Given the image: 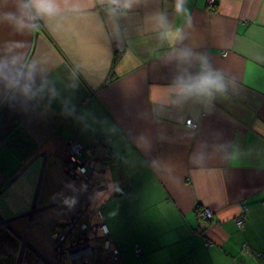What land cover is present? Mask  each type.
I'll use <instances>...</instances> for the list:
<instances>
[{"label": "crops", "instance_id": "obj_1", "mask_svg": "<svg viewBox=\"0 0 264 264\" xmlns=\"http://www.w3.org/2000/svg\"><path fill=\"white\" fill-rule=\"evenodd\" d=\"M59 2L0 107V264L52 261L70 139L110 157L100 264H264V0ZM209 70L222 89L196 87Z\"/></svg>", "mask_w": 264, "mask_h": 264}, {"label": "built area", "instance_id": "obj_2", "mask_svg": "<svg viewBox=\"0 0 264 264\" xmlns=\"http://www.w3.org/2000/svg\"><path fill=\"white\" fill-rule=\"evenodd\" d=\"M210 4H213V0H210ZM117 50H119V47H117ZM192 123L195 125L192 128H196L197 124L193 122L192 120L187 121V125L190 126ZM69 147L70 148L68 151L71 153L70 157H73L75 161H72L73 159L68 160L64 163V167H66V170L68 169L67 173L72 175L73 178L76 179H83L87 180L88 184H90V180L92 179V172H95L96 170L93 171V168L89 165L90 160H87L89 158H86L84 156V148L82 145L77 146L75 143H71L68 141ZM80 147V149L76 148ZM99 156L97 158V163L99 165L98 170L102 167L103 160L106 159V156L103 155V151L99 150ZM84 156V158H83ZM78 167H81L79 170ZM88 168L90 172L88 171ZM74 173V174H73ZM102 173V171H101ZM100 179V183H105V180H103V176L98 177ZM108 184H106L107 186ZM97 202V200L95 201ZM100 210V208H99ZM205 211L200 212L199 217L202 218V216L208 218V220H213V214H210L207 209ZM247 209H243V212L246 211ZM101 211V210H100ZM81 215L78 217H72L68 222H66L58 231L55 232V238L56 242L58 243V249L62 251L64 248L69 254V257L74 259L72 264H93L92 261H89L92 256L88 252L89 250L93 253L91 254H97L98 252L106 249H109L108 251L105 252L106 257H112L111 259L117 260L120 251L115 248H111V237H104L103 234H98L97 231H94L95 228H101L105 233L109 232V228L107 224L103 221L101 224H98V222L94 223V220L92 217V214L95 212L94 210H91L87 212L86 214L83 211ZM102 212V211H101ZM90 213L89 216L87 214ZM100 214V213H98ZM85 215V216H84ZM205 219V218H202ZM207 220V219H205ZM94 223V224H93ZM238 227H243L244 222L239 219L238 220ZM100 239L105 240V244H98L97 242ZM138 251L139 248L137 249ZM247 252H249L248 249H246ZM90 256V258H88Z\"/></svg>", "mask_w": 264, "mask_h": 264}, {"label": "water", "instance_id": "obj_3", "mask_svg": "<svg viewBox=\"0 0 264 264\" xmlns=\"http://www.w3.org/2000/svg\"><path fill=\"white\" fill-rule=\"evenodd\" d=\"M41 22L28 0H0V107L29 63Z\"/></svg>", "mask_w": 264, "mask_h": 264}, {"label": "rangeland", "instance_id": "obj_4", "mask_svg": "<svg viewBox=\"0 0 264 264\" xmlns=\"http://www.w3.org/2000/svg\"><path fill=\"white\" fill-rule=\"evenodd\" d=\"M194 125L195 124L192 123L190 126L193 127ZM196 128H197V126H196ZM196 128H194V129H196ZM68 141L70 142V144L75 143L77 146L82 145L81 143L75 141L74 139H70ZM67 146L69 147L68 142H67ZM82 147L84 148L83 145H82ZM69 149L70 148H68V150ZM98 149L102 150V148L95 146V148L92 149L93 151L91 152V154L88 155L89 159H87V160H90L89 165L93 168V171L96 170L95 172L91 173L92 179L90 180V184H88L87 180H83V179L79 180V179L73 178L72 175L67 173L69 168L66 170V167H64V163L68 160L71 161V159H73L72 161H75V159L73 157H69L67 155V158H65V160L61 161L64 173L69 178H71L73 181H75L76 186H77L73 201L77 202L78 208L69 217L67 222L72 217H75V216L78 217L79 215H81L82 212H80V211H83L86 214V210H87V212H89L91 210L95 211L92 214V217H94L93 218L94 223L98 222V224H101L104 221L103 212L100 211V210H102L101 200L103 199L104 196H106L110 192L111 186H110L108 179L105 177V171H107V169L104 167L107 164L108 160H103V163H102L103 168H100L98 170L99 165L97 163V158L100 155ZM68 153H69V151H68ZM83 158H84V156H83ZM78 168H79V170L81 169V167H78ZM88 171L90 172L89 168H88ZM101 171L103 174L101 173ZM101 176H103V180H105L106 184H108L107 186L103 182L100 183V179L98 177H101ZM96 200H97V202H95ZM65 203H69V201H66V202L64 201V205H65ZM99 208H100V210H99ZM201 209L202 208H200L199 210H201ZM203 211L206 212L205 209ZM203 211H202V213H203ZM198 212H200V211H198ZM98 213H100V214H98ZM89 215H90V213L87 214V216H89ZM202 218H205L208 220V218H206L205 216L204 217L202 216ZM0 224H5L7 226L8 224H10V222L9 221L3 222V220H1ZM60 228L61 227L56 228L53 232V239L55 241V246L53 249L52 261L49 262L48 264H72V262L74 261V259L69 257V254L65 248L62 251H60L58 249V243L56 242L55 232L58 231ZM94 231H97L98 234L102 233L104 237H108V236L111 237V234L109 232L105 233V231H103L100 227L95 228ZM198 232H201V231H198ZM97 243L100 245L105 244V240L100 239ZM109 249L105 248L104 250L100 251V253L98 252L97 254H91L93 252H91L89 250L88 255L90 254L92 256V258H90V256H88V258H90L89 261H92L93 264H100L102 261H110L109 258L105 256V252L108 251ZM115 261H117V260H115ZM115 261H111V262H115Z\"/></svg>", "mask_w": 264, "mask_h": 264}, {"label": "clouds", "instance_id": "obj_5", "mask_svg": "<svg viewBox=\"0 0 264 264\" xmlns=\"http://www.w3.org/2000/svg\"><path fill=\"white\" fill-rule=\"evenodd\" d=\"M113 2H115V0H113ZM209 5L212 7V4H210V0ZM32 6L34 7L36 14L41 17L54 18L58 16L62 11L59 0H32ZM177 8L178 10H180L179 4ZM196 87H198L202 91H208L212 88L220 90L223 88V85L220 83L219 79L214 77L212 72L209 70L206 74L199 77L198 84L196 85ZM202 210L204 209H201L200 212ZM205 221H208L210 223L214 222V220Z\"/></svg>", "mask_w": 264, "mask_h": 264}, {"label": "trees", "instance_id": "obj_6", "mask_svg": "<svg viewBox=\"0 0 264 264\" xmlns=\"http://www.w3.org/2000/svg\"><path fill=\"white\" fill-rule=\"evenodd\" d=\"M216 6V0H213V4H212V7L214 8ZM97 147H100V148H102V151H103V155H105L106 156V159L105 160H108L109 158H108V156H109V153H108V151H107V148H106V145H105V143H100V144H98L97 145ZM93 148H95V147H93ZM92 148V149H93ZM91 149V150H92ZM93 151V150H92ZM84 156L87 158H89V156L88 155H86V154H84ZM125 194H127V191L125 192ZM124 194V195H125ZM101 207H102V205H101ZM102 211V210H101ZM198 211H200L199 210V208H198V210H197V213H196V216H197V218L199 219V220H202V219H200L199 218V212ZM247 211V210H246ZM246 211H244L243 212V215L239 218V219H241L243 222H244V218H245V214H246ZM238 219V220H239ZM238 220H237V223H238ZM104 222L106 223V221H105V218H104ZM212 223H214V222H212ZM107 224V223H106ZM238 225V224H237ZM108 226V225H107ZM199 234H201V232H198ZM111 248H115V249H118L119 251H120V254H121V250L119 249V248H117V247H114V246H112L111 245ZM139 248V250L140 251H138L137 249ZM133 251H134V254H135V256H136V258H142L143 257V250H142V247H141V245H140V243H138V242H135L134 244H133ZM120 254H119V256H118V259H119V257H120ZM253 254H255V253H253ZM256 255H261L262 257L264 256V254H262V253H256L254 256L256 257ZM112 257L110 256L109 257V260L110 261H115V260H113V259H111ZM117 259V260H118Z\"/></svg>", "mask_w": 264, "mask_h": 264}, {"label": "bare ground", "instance_id": "obj_7", "mask_svg": "<svg viewBox=\"0 0 264 264\" xmlns=\"http://www.w3.org/2000/svg\"><path fill=\"white\" fill-rule=\"evenodd\" d=\"M76 148L80 149V147H76ZM68 156H69V157L71 156V153H70V152L68 153Z\"/></svg>", "mask_w": 264, "mask_h": 264}]
</instances>
